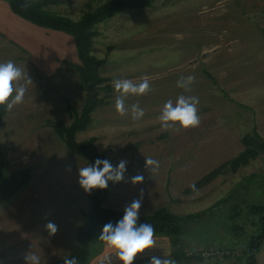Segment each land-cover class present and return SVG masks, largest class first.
Returning <instances> with one entry per match:
<instances>
[{"label":"rangeland","instance_id":"374dc122","mask_svg":"<svg viewBox=\"0 0 264 264\" xmlns=\"http://www.w3.org/2000/svg\"><path fill=\"white\" fill-rule=\"evenodd\" d=\"M104 1L63 0L48 9L77 22ZM96 27L90 54L102 64L99 81L93 84L85 83L74 67L79 60L71 35L36 26L0 0V62L14 61L32 81H22L27 88L24 101L7 110L0 127V175L31 170L27 184L0 203L1 264L4 256L18 253L26 232L39 236L41 252L47 248L51 252L54 245L44 227L49 221L60 226L59 237L68 246L77 232L89 196L96 190L84 192L78 169L94 163L71 153L54 124L70 127L88 97L96 104L86 128L75 133L76 141L94 139L97 150L113 165L127 160L125 175H149L147 184L135 185L131 195L122 194L123 182H119L122 186L114 187L104 208L124 207L139 198L141 190L143 198L151 200L141 207L142 212L151 209L145 214L158 208L178 215L214 212L217 204L229 213L230 202L245 196L250 201L263 198L264 152L236 168L225 167L205 183L196 182L239 155L243 135L256 132L264 139V0H156L150 7L120 12ZM182 76L195 77L190 91L177 87ZM142 77L149 78L152 91L128 96L127 114H118L113 80L139 82ZM180 95L199 98L201 122L195 128L165 131L157 118L165 102L175 103ZM133 104L144 110L139 120L132 118ZM145 157L159 162L154 172L145 168ZM67 164L72 165L71 173L64 170ZM226 197L228 201L222 203ZM241 207L233 220L216 216L192 225L190 239L174 243L170 239L172 245H185L182 257L191 248L238 249L219 259L185 256L187 264H246L242 248L256 220ZM232 222L241 225L244 233L233 235ZM33 225L37 229L32 231ZM99 233L90 239L89 252L96 248ZM255 258L256 264H264V242Z\"/></svg>","mask_w":264,"mask_h":264},{"label":"trees","instance_id":"16d2710c","mask_svg":"<svg viewBox=\"0 0 264 264\" xmlns=\"http://www.w3.org/2000/svg\"><path fill=\"white\" fill-rule=\"evenodd\" d=\"M7 2L10 10L20 18L39 27L63 31L73 37L79 64L74 65L80 74V77L85 83H97L99 81L97 74L98 69L102 64L99 60L90 54L93 38L97 35V24L115 16L123 11L141 10L150 7L156 0H105L95 9L85 13L77 22H73L65 17L52 13L49 6L61 3L63 0H4ZM28 4L25 7V4ZM88 90V89H87ZM96 99L88 97L87 104L81 113L80 117L70 127L64 128L62 125L54 124V129L58 135L65 142L68 150L81 156L90 162L94 163L97 158L107 159V157L100 153L94 143V139L76 141L75 133L86 128L90 122V112L92 111ZM7 109L5 106H0V127L3 118L6 115ZM241 142L244 145L243 151L233 159L221 164L219 167L213 169L208 174L203 176L196 185L205 183L213 179L225 167L236 168L241 164H245L249 159L256 157L258 154L264 152V139L256 132L245 134L241 137ZM31 177L30 168H23L10 173L6 176L0 175V203L17 193L24 187ZM118 183L113 184L109 182L107 189H96L89 196L88 208L82 212V220L76 232V245L73 250L67 254L60 264H64L65 258L75 257L78 264H87L89 259V241L107 222L115 223L123 216V211L112 210L103 207V202L110 192L116 187ZM263 196L262 200L250 201L247 198H241V201L230 202L227 206L228 211L224 212L221 205H213L217 208L212 212L211 209L204 210L197 213H190L186 215H178L169 212L167 209L158 208L153 212L145 215H140V222H147L154 226V234H164L168 236L172 242L175 239L183 240L182 236H188V230L192 225L204 224L205 222L217 217L225 216L224 221L228 218L233 220L237 218L242 208V204L246 208L247 215L251 219H255L254 230L249 236L245 246L242 248V255L246 264H256V254L260 246L264 242V190L260 192ZM228 197L222 199V203L228 201ZM213 208V209H214ZM228 227V225H227ZM242 226L232 222L229 231L233 235L244 233ZM243 231V232H242ZM239 234V235H240ZM182 254V253H181ZM184 256V255H183Z\"/></svg>","mask_w":264,"mask_h":264},{"label":"clouds","instance_id":"9594fccd","mask_svg":"<svg viewBox=\"0 0 264 264\" xmlns=\"http://www.w3.org/2000/svg\"><path fill=\"white\" fill-rule=\"evenodd\" d=\"M28 4H25L27 7ZM31 83L25 68L18 66L14 61L8 60L0 62V106H5L11 110L14 106L23 103L27 91L26 84ZM195 77H180L177 87L190 91V86L194 83ZM114 90L118 95L115 99V110L120 115H125L128 108L125 101L128 96L147 95L152 91L149 78L142 77L139 82L130 79H115L112 82ZM199 98L195 96L180 95L175 103L171 99L163 105L161 114L158 116L161 128L165 131L195 128L200 124L198 115ZM132 118L139 120L144 115V110L139 104L131 106ZM127 160H120L117 165H113L108 159L97 158L94 164L80 167L78 169V184L86 194H90L94 189L104 190L113 184L124 180L127 171ZM159 162L152 157H145V168L154 172L158 168ZM65 172L71 173L72 165L67 164ZM144 176L137 174L131 178L133 185L140 184ZM143 203V190L139 198L133 199L123 209V216L115 223L107 222L103 225L98 235V240L105 242L109 247L116 250L115 258L120 264H134L140 254H146V250L153 248L154 226L147 222H140V209ZM49 235H55L58 226L49 221L44 225ZM25 264H41L40 257L33 251L24 254ZM64 264H78L75 257L65 258ZM148 264H174L171 259L151 256Z\"/></svg>","mask_w":264,"mask_h":264},{"label":"crops","instance_id":"0c3cea01","mask_svg":"<svg viewBox=\"0 0 264 264\" xmlns=\"http://www.w3.org/2000/svg\"><path fill=\"white\" fill-rule=\"evenodd\" d=\"M137 174H140V173L130 172L129 174H126L124 176V180L121 181L123 182V186L120 184L121 182L119 183V186L120 185L122 186V189H121L122 194L128 192L127 194L131 195V193H133L135 189V185L131 183V178ZM140 175L144 176L143 182L140 183L141 185L144 186L145 184H147L145 179L149 177V175L144 174V173ZM119 186H117V189L119 188ZM127 188H129V190L125 191ZM131 198H133V196H131ZM149 201H151L149 198H143L142 206L149 205ZM124 207H122L121 205V207H118V208H111L109 206H107L106 208L123 211ZM150 210L151 209H146V210L144 209V212H142V209H140V214L144 215L146 212ZM35 228L36 226L33 225L32 231ZM31 233L32 232H26L27 235L29 234V237H26L27 235H25L24 240L21 243L22 245H20L21 248L19 249L18 253H12V254H9L1 258L2 264H4V262H7L6 264H25L24 254L29 251H33V252L36 251L35 254L40 257L41 264H60V261L67 254H69L76 245V244L74 245V240H73V238L75 237V243H76V233L75 232H73L71 243L68 246V244H64L66 240L64 238L59 237V230H58L55 235H52L53 238H51L50 235H49V238L46 237L51 241V244L53 243L54 249H52L50 252L47 248V251L45 250L44 252L43 251L41 252V249L38 248L39 236L36 235V237H34L33 235H31ZM182 238H184L183 239L184 241H187L189 237L182 236ZM154 240H155V244L153 248L150 250H146V254L138 255V257L134 261V264H148V261L153 255L160 257V258L171 259L174 261V264H187L189 262V260L185 256L183 257L181 256V253L183 249L185 248V245H182L179 247L172 245L170 238L164 234H154ZM32 245H35L36 247L32 248ZM39 245H42V244H39ZM66 246L68 247L66 248ZM95 246L96 248L94 249V251H91L92 250L91 249L89 252V259H88L87 264H120V262L117 261L115 258V252H116L115 249L109 247L105 242L100 241V240H98V242H95Z\"/></svg>","mask_w":264,"mask_h":264},{"label":"built area","instance_id":"2783aa9c","mask_svg":"<svg viewBox=\"0 0 264 264\" xmlns=\"http://www.w3.org/2000/svg\"><path fill=\"white\" fill-rule=\"evenodd\" d=\"M235 252H238V249H231L229 247H219L217 245L210 248H202L199 251H196V249L194 248L186 249L184 251V254L187 257L199 254L204 258L219 259V258H223L226 255H229L230 253H235Z\"/></svg>","mask_w":264,"mask_h":264}]
</instances>
